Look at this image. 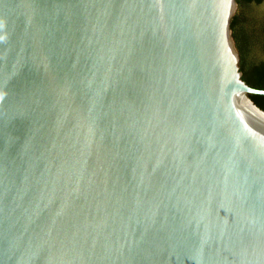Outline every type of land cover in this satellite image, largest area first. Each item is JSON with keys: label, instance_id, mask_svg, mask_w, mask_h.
<instances>
[{"label": "water", "instance_id": "1", "mask_svg": "<svg viewBox=\"0 0 264 264\" xmlns=\"http://www.w3.org/2000/svg\"><path fill=\"white\" fill-rule=\"evenodd\" d=\"M237 7L0 0V264H264Z\"/></svg>", "mask_w": 264, "mask_h": 264}, {"label": "trees", "instance_id": "2", "mask_svg": "<svg viewBox=\"0 0 264 264\" xmlns=\"http://www.w3.org/2000/svg\"><path fill=\"white\" fill-rule=\"evenodd\" d=\"M236 1L238 9L248 11V14L244 12L243 17L235 14L231 22L233 38L240 56L242 79L249 86L264 90V11L260 15L254 11V8L264 6V0ZM248 97L264 111V96Z\"/></svg>", "mask_w": 264, "mask_h": 264}, {"label": "rangeland", "instance_id": "3", "mask_svg": "<svg viewBox=\"0 0 264 264\" xmlns=\"http://www.w3.org/2000/svg\"><path fill=\"white\" fill-rule=\"evenodd\" d=\"M245 9H238V7H237V11H236V13L235 14H238V16L239 17H241L242 15L243 16H245V13H247L248 14V11L247 10H245ZM251 11V10H250ZM254 11L256 12V13H258V15H260V14H262V11H264V6L262 5V6H260V7H258V8H254ZM245 12V13H244ZM242 16V17H243ZM249 16V15H248Z\"/></svg>", "mask_w": 264, "mask_h": 264}]
</instances>
